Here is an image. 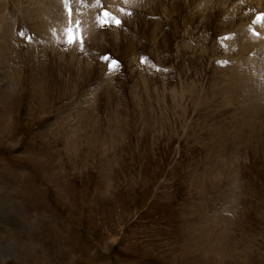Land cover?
<instances>
[{
  "label": "rangeland",
  "instance_id": "obj_1",
  "mask_svg": "<svg viewBox=\"0 0 264 264\" xmlns=\"http://www.w3.org/2000/svg\"><path fill=\"white\" fill-rule=\"evenodd\" d=\"M0 13V264H264V108L241 116L264 0Z\"/></svg>",
  "mask_w": 264,
  "mask_h": 264
},
{
  "label": "bare ground",
  "instance_id": "obj_2",
  "mask_svg": "<svg viewBox=\"0 0 264 264\" xmlns=\"http://www.w3.org/2000/svg\"><path fill=\"white\" fill-rule=\"evenodd\" d=\"M208 3V2H207ZM211 3V2H210ZM8 4V3H7ZM6 4V9H8V8H10L8 5ZM203 5V4H202ZM199 6H201V5H199ZM204 6V5H203ZM4 7V6H3ZM235 9V8H234ZM233 9V10H234ZM4 11L5 10H2V13H4ZM2 13H0V17H1V15H2ZM263 31V30H262ZM66 34V33H65ZM260 34V33H259ZM67 35V34H66ZM65 35V36H66ZM61 36V35H60ZM17 37V36H16ZM60 39L61 40V38H58V37H54L53 36V39ZM63 36H62V40H63ZM56 39V40H57ZM55 40V41H56ZM67 40V38H65V41ZM59 41V40H58ZM64 41V40H63ZM60 43V42H59ZM65 43V42H64ZM68 43V42H67ZM67 43H65V44H67ZM62 44V43H61ZM64 46V45H63ZM67 46H68V44H67ZM61 47V46H60ZM63 47H61V49H62ZM63 49H65V48H63ZM62 49V50H63ZM65 51H67V50H65ZM262 51V56H258L259 55V53ZM63 52H64V50H63ZM255 54H256V56L254 57V54H253V57L255 58V60L252 62V61H250V62H247L248 64H247V66H245V68H244V71H248V74H247V79H246V87H247V89H246V92H245V95H243V101L245 100L246 101V106L244 107V111H243V115H241L242 116V119H243V117L245 118L246 117V123L248 122H254L253 120H254V118H251V117H249V113L251 112V111H253V110H260V109H262V108H264V86H263V84H264V79H262L261 77H264V44H262V47H258L256 50H255V52H254ZM57 54V53H56ZM60 54V53H59ZM64 54V53H63ZM56 56V55H55ZM66 56V55H65ZM65 56H63V58L65 57ZM71 56H73L72 54H71ZM59 58H60V56H59ZM62 58V57H61ZM60 58V59H61ZM66 58V57H65ZM68 58V57H67ZM66 58V59H67ZM72 58H74V57H72ZM54 59V58H53ZM43 60H45V59H43ZM47 60V59H46ZM49 61H51V60H49ZM54 61H56V60H53V62ZM65 62H67L66 60H64ZM75 61V60H74ZM73 61V62H74ZM73 62H72V64H73ZM55 63V62H54ZM81 63V62H80ZM67 64V63H66ZM69 64H71V60H70V63ZM78 64H79V62H78ZM46 65V64H45ZM62 65H63V63H62ZM75 65V64H74ZM64 66V65H63ZM70 66V65H69ZM80 67V66H79ZM46 68V67H45ZM44 68V69H45ZM81 68V67H80ZM80 68H79V71H81L80 70ZM77 69V68H76ZM70 71V70H69ZM77 72V71H76ZM253 72H255V74H257V77H259L258 79H257V82L255 81V78L254 79H252L251 80V77L249 76V75H251ZM69 74V73H68ZM77 74V73H76ZM46 75V74H45ZM70 75V74H69ZM71 75H73V73L71 74ZM80 78H82L83 79V76H81V72H80ZM12 76V77H11ZM11 76H9V80L7 81L8 82V86H9V88L10 87H14V85H16V80L14 79V74L13 75H11ZM59 76V75H58ZM61 76H62V74H61ZM60 76V77H61ZM78 76V75H77ZM87 76H88V74H87ZM239 76V75H238ZM5 77H8V76H5ZM73 77H74V75L73 76H71V78L73 79ZM79 77V76H78ZM256 77V78H257ZM64 76H63V79H61V80H64ZM69 78V77H68ZM86 78V77H85ZM72 79L70 80V81H72ZM76 79V78H75ZM235 79V78H234ZM68 80V79H67ZM78 80V79H77ZM242 80V79H241ZM74 81V80H73ZM76 81V80H75ZM66 82V81H65ZM68 82H69V80H68ZM3 84V83H2ZM242 84V83H241ZM57 85H58V82H57ZM71 86V85H70ZM234 87H236V86H234ZM5 88H6V86H5ZM15 88V87H14ZM7 89V88H6ZM67 89V88H66ZM73 89V88H72ZM236 89H238V88H236ZM226 90V89H225ZM224 90V91H225ZM73 91V90H72ZM3 92V91H2ZM33 92V91H32ZM69 92V91H68ZM59 93V92H58ZM70 93V92H69ZM65 94H68V93H65ZM72 95V94H71ZM67 96V95H66ZM223 99V98H222ZM30 101V100H29ZM243 108V107H242ZM10 112V111H9ZM245 114V115H244ZM10 118H12V117H10V115H8L7 116V118H6V120H8L7 122L9 123L10 122ZM239 118V117H238ZM256 118H262V117H256ZM263 119V118H262ZM218 120V119H217ZM221 120V119H220ZM235 120V119H234ZM237 120V119H236ZM261 120V119H260ZM242 121V120H241ZM244 121V120H243ZM256 121V120H255ZM238 122V121H237ZM243 124H244V122H243ZM254 124V123H253ZM218 125V124H217ZM249 125V124H248ZM235 126V125H234ZM250 126H251V123H250ZM248 127V126H247ZM221 128V127H220ZM246 128V127H245ZM239 129V128H238ZM244 129V128H243ZM252 129V128H251ZM223 130V129H222ZM224 130H225V128H224ZM218 131V130H217ZM244 131V130H243ZM247 131V130H246ZM260 131V130H259ZM258 131V132H259ZM222 133H224V132H222ZM226 133V132H225ZM236 133V132H235ZM244 133V132H243ZM255 133V132H254ZM219 134V133H218ZM241 134V136H238V137H240V138H242L243 136V134L242 133H240ZM248 134V133H247ZM227 135V134H226ZM239 135V134H238ZM217 137V136H216ZM233 138V137H232ZM245 138V137H244ZM244 138H242V140H244ZM215 139V138H214ZM237 139H239V138H237ZM243 142V141H242ZM220 144V143H219ZM18 258V257H17Z\"/></svg>",
  "mask_w": 264,
  "mask_h": 264
},
{
  "label": "snow or ice",
  "instance_id": "obj_3",
  "mask_svg": "<svg viewBox=\"0 0 264 264\" xmlns=\"http://www.w3.org/2000/svg\"><path fill=\"white\" fill-rule=\"evenodd\" d=\"M65 2L67 3V0H65ZM104 16H105V17H109L110 14H109L107 11H105V12H104ZM71 17H72V10L69 9V21H70V23L72 22ZM111 19L115 22V24H116L117 26H119V25L121 24V21H120L119 19H117V18H115V17H112ZM257 19H259V20H264V14H261V16H259ZM102 23L107 24L108 21L105 20V21H102ZM78 27H79V22H76V28H78ZM76 28L69 27V28L67 29V39H68V42H69L70 44H71V43H76V42H77ZM79 42H80L81 44L83 43V36H82V34H81V36H80V38H79ZM105 59L107 60V59H109V58L106 57ZM115 64H118V62H117V61H111V64L109 65V67H111L112 65H115Z\"/></svg>",
  "mask_w": 264,
  "mask_h": 264
}]
</instances>
